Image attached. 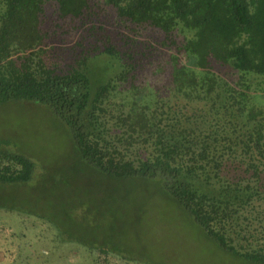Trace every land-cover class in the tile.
Returning <instances> with one entry per match:
<instances>
[{"label":"trees","instance_id":"obj_1","mask_svg":"<svg viewBox=\"0 0 264 264\" xmlns=\"http://www.w3.org/2000/svg\"><path fill=\"white\" fill-rule=\"evenodd\" d=\"M103 56L120 67L109 78L91 67ZM11 102L61 121L115 192L150 187L222 253L264 264V0H0V105ZM11 145L0 138V209L23 213L15 196L48 185ZM46 205L26 215L60 243L115 255L94 232L60 231ZM89 205L61 216L102 225Z\"/></svg>","mask_w":264,"mask_h":264},{"label":"rangeland","instance_id":"obj_2","mask_svg":"<svg viewBox=\"0 0 264 264\" xmlns=\"http://www.w3.org/2000/svg\"><path fill=\"white\" fill-rule=\"evenodd\" d=\"M98 66L107 78L120 70L105 56L91 62L92 68ZM0 138L12 143L11 150L33 158L36 175L50 188L49 193L19 192L15 203L23 213L0 209V264H252L222 253L180 207L152 188L126 184L115 192L111 181L102 183L79 163L64 124L45 108L27 102L1 104ZM5 197L0 204L8 205ZM41 199L47 202L43 212L60 231L68 229L79 239L85 230L94 232L115 255L60 243L49 224L26 215L40 209ZM73 202L90 204L106 221L101 225L98 220L93 229L85 216L76 225L65 223L61 215Z\"/></svg>","mask_w":264,"mask_h":264}]
</instances>
